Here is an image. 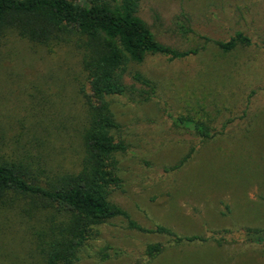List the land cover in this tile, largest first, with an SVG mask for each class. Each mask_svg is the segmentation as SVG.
I'll use <instances>...</instances> for the list:
<instances>
[{"label": "rangeland", "instance_id": "374dc122", "mask_svg": "<svg viewBox=\"0 0 264 264\" xmlns=\"http://www.w3.org/2000/svg\"><path fill=\"white\" fill-rule=\"evenodd\" d=\"M139 16L162 44L201 51L130 65L129 92L111 106L115 136L128 148L117 155L123 188L112 200L145 228L208 240L173 246L117 218L97 228L78 264H264V243L246 238L248 228L264 233V0H145ZM237 32L253 45L224 53L203 38L228 41ZM80 62L74 47L51 53L15 34L0 41V156H29L43 183L82 160ZM134 73L156 85L148 101ZM182 116L218 131L225 125V134L202 140L173 124ZM49 214L12 195L0 203V264H44L40 241L56 218ZM155 243L167 248L150 258Z\"/></svg>", "mask_w": 264, "mask_h": 264}, {"label": "trees", "instance_id": "16d2710c", "mask_svg": "<svg viewBox=\"0 0 264 264\" xmlns=\"http://www.w3.org/2000/svg\"><path fill=\"white\" fill-rule=\"evenodd\" d=\"M142 1L145 0H86L84 3L0 0V41L15 34L51 53L56 47L69 46L81 56L84 83L79 92L84 102L85 123L81 134L83 155L78 169L43 183L29 156L17 160L0 156V203L12 195L28 200L31 209L58 217L40 241L44 264H78L85 248L97 236V228L117 218L127 220L132 230L166 237L167 244L173 246L208 240L201 236H179L161 225L145 228L112 200L123 188L117 155L128 148L115 136L120 124L111 106L114 98L127 96L129 92L124 77L130 65L144 63L149 55L176 60L201 51V48L178 51L159 42L139 16ZM203 38L205 43L212 42L224 53L253 45L252 39L243 32H237L228 41ZM132 78L147 88L141 100L151 99L156 85L140 73H134ZM171 118L176 127L193 131L202 140L225 134V125L218 131L192 117ZM193 152L166 172L179 169ZM246 238L264 243V233L257 229H246ZM166 248L163 243L148 245L146 255L154 258ZM103 257H111L110 252Z\"/></svg>", "mask_w": 264, "mask_h": 264}]
</instances>
